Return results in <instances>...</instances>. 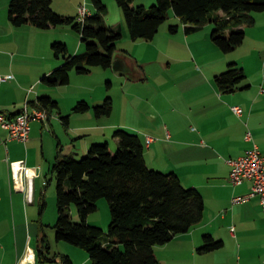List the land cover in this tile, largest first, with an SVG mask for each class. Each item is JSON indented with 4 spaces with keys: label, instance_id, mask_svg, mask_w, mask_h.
<instances>
[{
    "label": "crops",
    "instance_id": "1",
    "mask_svg": "<svg viewBox=\"0 0 264 264\" xmlns=\"http://www.w3.org/2000/svg\"><path fill=\"white\" fill-rule=\"evenodd\" d=\"M9 4L10 0H7L2 12ZM255 18L253 26H242L246 28L245 41L230 54L212 40V23L200 31L187 33L185 25L175 15L173 22L179 27L174 33H184V42L171 43L167 48L172 52L168 54V50L165 59H154L162 66V73L155 75L146 72V61L142 63L141 57L122 47L118 41L112 65L124 77L123 92L128 94L129 83L140 84L143 91L140 92L141 104L136 110V121L132 122L128 117H114L118 106L113 96L112 113L100 117L94 114L93 106L97 104L91 102L103 99H95L87 92L68 93L66 87L77 78L73 71L68 84H46L44 76L50 75L64 62L51 52L52 43L58 37L33 25L14 26L7 14L3 23L6 30L0 37H10L12 41L0 48V65L3 72L13 74L15 79L0 83V113L14 118L26 103L33 106L31 102L44 95L53 97L59 110L49 112L45 121L32 120L27 142L11 138L0 122V220H35L39 215L44 220L47 200L53 192L48 186L55 177L53 165L56 159L65 155L78 157L94 143L106 140L110 144L109 135L124 128L141 137L144 157L150 168L176 173L185 187L198 189L204 197L202 220L188 232L155 247L159 264H264V211L260 198L234 203L235 196L251 191L252 182L245 180L234 185L230 176V160L245 154L255 143L264 154V70L257 76H250L247 65L253 59L261 65L260 60L264 57V11L256 13ZM162 26L152 41H156L159 35L168 36L167 28ZM20 33L34 37L28 44L29 50L35 54L30 57L34 61L33 68L26 65L31 60L26 64L21 62L22 44L16 41ZM65 43L71 54L83 49V44L75 39ZM6 50L12 52L11 57ZM39 53L41 55H37ZM231 61L240 64L247 77L238 89L225 92L218 88L215 77L224 72ZM81 99H86L92 108L77 113L74 107ZM235 106L243 109L242 114L234 111ZM65 116L68 120L64 119ZM248 132L252 133L253 139H247ZM113 141L115 144L119 142L116 137ZM17 160H25L31 169L37 170L32 182L29 178L24 179L25 191L18 190L13 180L10 162ZM206 234L223 241V246L201 253L199 248ZM42 237V234L38 235L37 247L31 245V238L28 248L18 249L13 264H25L28 257L34 258L35 264L54 261L60 264L59 254L68 255L70 264H92L85 249L69 242L51 257L52 245L48 237L49 246L45 251H50L48 255L52 260L40 259L38 247ZM0 264H3L2 256Z\"/></svg>",
    "mask_w": 264,
    "mask_h": 264
},
{
    "label": "trees",
    "instance_id": "2",
    "mask_svg": "<svg viewBox=\"0 0 264 264\" xmlns=\"http://www.w3.org/2000/svg\"><path fill=\"white\" fill-rule=\"evenodd\" d=\"M95 12L84 20L58 13L53 0H11L8 17L14 26L33 25L48 29L71 24L77 31L86 50L71 54L68 44L54 41L52 50L64 62L43 81L50 85L68 84L71 72L89 73L94 66H112L118 41L123 38L122 25H108L105 14L108 6L103 0H92ZM122 8L129 35L132 39L152 40L170 17L171 12L180 18L187 33L200 31L206 24H213L212 40L224 52L229 53L242 45L246 28L253 26L255 14L264 11V0H158L146 7L134 6V0H116ZM79 19V20H78ZM178 25H170L176 32ZM246 71L231 61L227 69L216 75L218 88L233 92L246 79ZM33 106L59 110L53 97L40 96ZM90 104L79 101L74 107L77 113L88 111ZM114 108L113 99L107 97L93 106L97 116H108ZM68 120V117H64ZM118 148L113 151L108 142L94 143L87 156H59L53 172L57 178V205L59 218L55 225L57 239L85 249L92 264H159L155 247L165 245L176 235L188 232L198 224L205 211V201L196 188H187L173 172L165 173L150 168L144 157L141 137L124 128L114 131ZM107 198L111 210L108 232L88 223L89 215L98 209L101 198ZM75 204L81 222L74 221L71 206ZM42 206V210L45 207ZM48 239L43 235L38 256L51 261ZM223 241L211 234L204 235L201 253L215 251ZM64 263H71L63 255Z\"/></svg>",
    "mask_w": 264,
    "mask_h": 264
},
{
    "label": "rangeland",
    "instance_id": "3",
    "mask_svg": "<svg viewBox=\"0 0 264 264\" xmlns=\"http://www.w3.org/2000/svg\"><path fill=\"white\" fill-rule=\"evenodd\" d=\"M104 3L108 6V12L105 14L106 23L108 25H122L124 28V32L127 36L123 37L120 40V45L129 49L135 55L141 57V62H147L145 65V70L147 73L152 75L162 73V66L160 62L154 61V59H165L166 52L169 50L167 47L173 42H184V33L178 35V33H172L170 31V25L176 24L174 21L175 14L173 11L170 14L168 20L162 24L163 28H167L168 36L159 35L156 41L146 40V39H137L134 40L130 37L127 24L125 22V17L122 8L118 5L116 0H103ZM11 2V0H10ZM7 3V0H0V36L4 34L5 28L3 27L4 20H6L7 14L9 12V7L5 8V11L2 12L3 5ZM158 3V0H134L132 5H145L146 7H151ZM86 4V7L91 12H95V6L92 0H55L54 1V8H56L57 12L60 14L73 16L80 18L81 14V6ZM4 9V8H3ZM79 20V19H78ZM184 28H182L183 30ZM45 32H50L51 35H56L57 41L66 42L71 41V39H75V41L80 42L83 44V49L80 53L86 50V44L82 42L80 34L75 31L73 25L66 24L57 27H53L51 29H47ZM171 33V34H170ZM46 34V33H45ZM34 39L33 35L29 33H20L16 37V41L22 44V49L20 52L21 62L27 63L29 60L28 67L31 66L33 68V59L30 57L35 56L31 50L28 48V44ZM4 40V41H3ZM38 40H42L39 37ZM12 39L10 37H6L5 39L0 37V48L4 47V45H9ZM6 43V44H5ZM122 43V44H121ZM125 45V46H124ZM52 54L53 51H51ZM162 52V55H161ZM172 51L169 50L168 54ZM6 53L9 57H11L12 52ZM10 53V54H9ZM232 54V52L230 53ZM37 55H41L40 53ZM180 55V54H179ZM1 56V54H0ZM62 58V57H61ZM262 61V62H261ZM255 59L252 62H248V73L250 76H257L260 74L259 72L264 70V57L260 60V63H257ZM240 65V64H239ZM242 65V64H241ZM73 74H76L77 78L73 80L72 84L68 85L67 92H87L88 95H93L95 99L97 97L103 99V102L107 97H114V102L118 106V113L114 115L115 118L124 119L128 117L130 121H136V110L141 104L140 99V92H143L140 89V84L138 83H129L127 90L129 91L128 94L123 92V83L124 77L117 73L114 64L109 68H104L101 66H94L92 71L85 74H80L77 71H73ZM12 75L11 79H8L7 76ZM72 76V73H71ZM75 76V75H74ZM0 77L5 78L4 80H14L15 77L11 73L3 72L1 65H0ZM3 80V79H2ZM111 84V87H110ZM91 97V96H90ZM112 98V97H111ZM85 100L86 99H81ZM92 101V100H89ZM101 102H91L92 105L101 103ZM65 104L67 102H64ZM63 104V105H65ZM94 114L95 111H94ZM3 126V125H2ZM132 132V131H130ZM112 132L109 136V140L111 143L109 144L113 151H116L118 148V144H115L113 139ZM135 133V132H133ZM113 141V142H112ZM107 141H103L100 143H106ZM89 150L80 156L79 159L87 156ZM28 166V165H27ZM51 179V176H49ZM33 180H31L32 182ZM57 178L56 176L53 178V182L48 186V189L51 188L53 195L47 200L48 204L46 210L44 212V220H41L40 215L35 220H0V257L3 258V264H13L15 253L19 249L20 251L23 249L24 246L28 248L29 240L33 238V245L37 247L38 243V235H47V237L51 240L52 245V252L51 257H55L57 252L63 249V244L66 241L58 240L57 239V230H56V223L59 218V209L57 205ZM98 209L92 212L88 217V223L94 226L101 227L108 232L109 225L111 223V210L109 206V201L107 198H101L97 203ZM71 213L74 221L81 222V218L78 212V208L75 204L71 206ZM18 240V241H17ZM84 250V249H83ZM59 263L63 264V255L59 254ZM24 261H22L23 263ZM25 264H35L34 258H29L24 262ZM38 264H57L54 262H38Z\"/></svg>",
    "mask_w": 264,
    "mask_h": 264
},
{
    "label": "built area",
    "instance_id": "4",
    "mask_svg": "<svg viewBox=\"0 0 264 264\" xmlns=\"http://www.w3.org/2000/svg\"><path fill=\"white\" fill-rule=\"evenodd\" d=\"M86 4L81 6V21L89 14ZM8 79L12 75L7 76ZM5 78L0 77V83ZM234 111L242 114L243 109L240 106L233 107ZM49 111L37 106H31L29 103L25 104L24 109L20 114L14 118H7L4 114L0 113V122L4 128L9 131L10 137L27 142L30 138L32 120L45 121L49 118ZM247 139H253L252 133H247ZM232 165L231 181L234 185L241 184L245 180L252 182L251 191L248 194L235 196L234 203H240L251 199L252 197H259L264 211V154L259 146L255 143L245 154L230 160ZM15 187L20 191H25L26 187L24 179L29 178L33 180L37 176V170L31 169L27 166L25 160H17L10 162Z\"/></svg>",
    "mask_w": 264,
    "mask_h": 264
}]
</instances>
